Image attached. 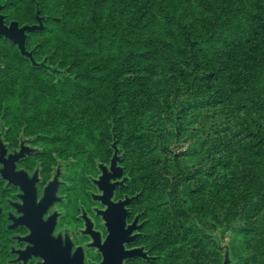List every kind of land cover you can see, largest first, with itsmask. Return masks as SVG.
Masks as SVG:
<instances>
[{
  "label": "trees",
  "instance_id": "16d2710c",
  "mask_svg": "<svg viewBox=\"0 0 264 264\" xmlns=\"http://www.w3.org/2000/svg\"><path fill=\"white\" fill-rule=\"evenodd\" d=\"M36 1L60 73L28 71L19 104L46 122L74 117L78 156L93 143L110 157L115 142L158 264H207L222 250L223 262L232 226L237 264H264V0ZM188 133L204 138L172 153Z\"/></svg>",
  "mask_w": 264,
  "mask_h": 264
},
{
  "label": "flooded vegetation",
  "instance_id": "af4514ba",
  "mask_svg": "<svg viewBox=\"0 0 264 264\" xmlns=\"http://www.w3.org/2000/svg\"><path fill=\"white\" fill-rule=\"evenodd\" d=\"M45 32L46 16L36 0H0V81L6 74L53 68ZM59 65L57 59V73ZM33 106L0 104V264H158L157 230L138 211L141 191L129 187L117 145L120 171H110L111 148L94 177L74 143L60 127L33 115ZM100 166L121 176L110 179L116 184L110 202L131 199L123 219L106 212L109 201L95 183Z\"/></svg>",
  "mask_w": 264,
  "mask_h": 264
},
{
  "label": "rangeland",
  "instance_id": "374dc122",
  "mask_svg": "<svg viewBox=\"0 0 264 264\" xmlns=\"http://www.w3.org/2000/svg\"><path fill=\"white\" fill-rule=\"evenodd\" d=\"M51 66L54 69V66L53 65H51ZM152 67H153L155 73L160 74V69L162 68V62L160 60L159 55L155 56V60L152 62ZM55 69H56V71L59 70V72L57 73V75H58L60 73V69L57 66ZM26 75H27L26 71L25 72L23 71V74L13 73V74L4 75V77L2 78V81H0V104H19V102H22L20 97L23 95L29 94V92L23 93L25 90V84L23 82V78ZM54 105H60V104H54ZM47 117H49V116H47ZM54 120L55 119L50 118V120L47 121V126L60 127L61 131H63V132L67 131V129L69 128L70 129V133H69L70 135L66 134L68 139H71V137H72V139L75 138L77 125H76V119L74 117L71 118L72 125H70V127L67 126L66 120H64L63 124L61 123V125L56 124L54 122ZM64 133H67V132H64ZM198 136H202V138H204L203 134H199L196 136L194 134L188 133L187 135L180 138L179 140L172 139L169 142L168 148L174 154L184 152L187 148L195 146L196 144L200 143V139ZM114 138H115V136H113L112 140ZM68 142L74 143V141H72V140H68ZM86 142L87 141H82V144H87L88 142L87 143ZM111 144H112V142H110L109 145H111ZM102 150H104V149L99 148L97 145H95L93 143L90 145L87 144L86 146L83 147V149L79 150L80 152H82V155H79V158H85L84 163L90 164L89 161L92 162V164H90V165L93 166V170L95 173L94 177H96V175H97V168H96L97 165L98 164L105 165V164H107V160L109 159V156L106 154V151L105 150L102 151ZM199 222H201L202 225H205L207 227H211V226L218 227L219 226V224L212 225L213 221L209 217H204L203 219H200ZM214 231H215V229H213L212 232H214ZM220 237H221V240H220L221 245L227 247V250L230 253L231 264H237L236 259L238 257L244 256L245 254L241 255L239 253L240 252L239 248L241 247V245L238 243V241H239L238 237L233 238V237H235L234 226H232L224 234L220 235ZM232 245H234V247H232V249H231ZM235 247L238 249L239 252L236 251ZM177 248H178L177 246L174 247L173 255H174V257L181 256L178 258V260H176V262H179V260H182V259L184 260V257L186 256V252L183 251L182 254H180V253L177 254V253H175ZM172 251H173V247H172ZM222 255H223V250H222V252L215 251V255H213V257H212V254H211V256H209L208 261H206L207 264H221L222 263V259H221Z\"/></svg>",
  "mask_w": 264,
  "mask_h": 264
},
{
  "label": "water",
  "instance_id": "95a60500",
  "mask_svg": "<svg viewBox=\"0 0 264 264\" xmlns=\"http://www.w3.org/2000/svg\"><path fill=\"white\" fill-rule=\"evenodd\" d=\"M26 29L29 31H32L36 29V27H28ZM21 53L23 55L30 57V54L25 53L24 49H21ZM111 147L114 150V153L110 161V171L117 172V171H120V169L115 167L116 161H118L117 148H116L115 142L111 145ZM100 168L102 170V176L95 183L100 187V189L104 191L103 198H106L109 201L108 210L106 212L109 213L110 215L115 214V213H120L123 219L124 215L126 214V210H124V206L127 205L131 201V199L126 200L124 202H119L117 204H114L110 202L109 200L112 196V190L114 189L116 185V184H110V179L116 176L117 178H120L121 176L119 174H116L115 176V175L108 173L107 170L103 166H100ZM222 264H230L229 252L227 249L225 250L224 259H223Z\"/></svg>",
  "mask_w": 264,
  "mask_h": 264
}]
</instances>
